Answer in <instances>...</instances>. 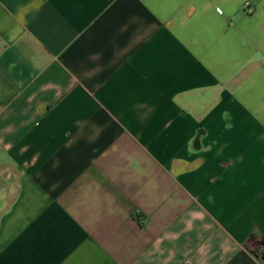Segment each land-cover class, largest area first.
Listing matches in <instances>:
<instances>
[{
  "label": "crops",
  "instance_id": "1",
  "mask_svg": "<svg viewBox=\"0 0 264 264\" xmlns=\"http://www.w3.org/2000/svg\"><path fill=\"white\" fill-rule=\"evenodd\" d=\"M0 264H264V0H0Z\"/></svg>",
  "mask_w": 264,
  "mask_h": 264
}]
</instances>
